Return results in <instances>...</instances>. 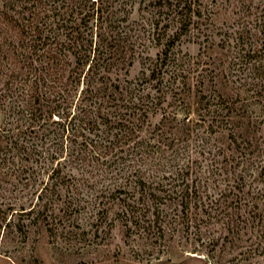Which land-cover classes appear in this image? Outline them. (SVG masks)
Wrapping results in <instances>:
<instances>
[{
  "label": "rangeland",
  "instance_id": "obj_1",
  "mask_svg": "<svg viewBox=\"0 0 264 264\" xmlns=\"http://www.w3.org/2000/svg\"><path fill=\"white\" fill-rule=\"evenodd\" d=\"M102 1L124 54L113 81L139 100L63 166L0 167V264H264V0H192L178 39L170 3Z\"/></svg>",
  "mask_w": 264,
  "mask_h": 264
},
{
  "label": "trees",
  "instance_id": "obj_2",
  "mask_svg": "<svg viewBox=\"0 0 264 264\" xmlns=\"http://www.w3.org/2000/svg\"><path fill=\"white\" fill-rule=\"evenodd\" d=\"M101 1L0 0V167L9 165L16 178H38L31 169L52 160L69 163L80 133L100 130L99 120L118 114L114 104L137 97L135 88L123 89L113 81L124 54L110 37V11H103ZM191 1L162 0V8L170 3L181 9L183 27L176 39L192 18ZM174 44L175 38L167 43L164 64ZM178 95L183 101L188 96L184 89ZM228 116L240 137L254 134L250 122ZM175 131L183 135L184 128ZM161 197L154 187V203Z\"/></svg>",
  "mask_w": 264,
  "mask_h": 264
}]
</instances>
